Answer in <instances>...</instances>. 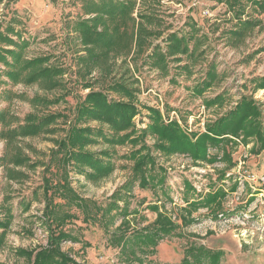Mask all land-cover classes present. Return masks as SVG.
<instances>
[{"label": "trees", "instance_id": "obj_1", "mask_svg": "<svg viewBox=\"0 0 264 264\" xmlns=\"http://www.w3.org/2000/svg\"><path fill=\"white\" fill-rule=\"evenodd\" d=\"M217 1L226 7L223 22L229 27L220 33V39L226 45L238 47L261 26L258 16L264 13V0ZM88 5L86 15L89 18L73 22L67 35L69 40L79 42V47L73 51L74 71L59 65L57 58L51 55L27 58L28 40L16 29L17 21H11L0 30V85L9 88L18 84L38 85L42 91L54 93L52 98L37 94L28 97L5 89L0 97L7 95L9 101L12 98L26 101L37 110L64 102L73 92L68 84H80L82 90H89L83 96L78 95L72 119L60 113L40 112L29 113L19 119L7 110H0V139L6 142V147L18 138L42 134L54 136L63 131L62 137L51 139L54 147L45 163L32 162L16 147L10 155L5 152L0 156L7 182L19 184L26 176L17 168L43 167L42 183L28 197L22 198L17 208L28 212L32 202H42L40 216H31V226H37L46 234V244L35 249H16L14 256L28 264H82L63 250L62 245L69 242L81 244L82 248L89 247L81 232L97 226L102 230L105 246L118 250V264H154L150 258L155 255L158 244L181 236L177 233L179 226L175 220L157 204L148 207L156 217L147 225H143L144 219L137 209H129L135 183L140 189L155 190L165 186L167 171L158 163L155 153L166 158L183 155L194 166L223 163L232 168L235 164L228 148L239 144L244 147L251 145L249 152L254 156L264 151V111L253 97L242 96L232 108L208 120L203 132L190 131L175 119L165 120L159 109L154 107H143L147 113L144 120L137 105L138 81L128 71L110 78V64L106 70L108 82L97 90L94 84H99L103 76L91 77L92 71L102 61L110 60L111 53L123 56L132 53L136 57L145 54L143 64H149L150 69L165 75L168 63H176L172 78L181 74L188 78L192 76L194 61L201 56L195 50L205 36H198L193 24L188 26L190 30L184 35L172 32L162 36L161 22L153 4L137 7V0H91ZM147 26L156 29L148 30ZM153 37L162 38L166 46L164 50L158 44L148 43L147 40ZM191 40L195 44L190 48ZM184 56L187 62L181 65ZM68 72L70 76H76L75 82L64 79ZM221 78L215 61L211 60L203 77L195 80L192 94L203 98L206 109L221 108L226 101L225 93L204 97ZM249 82L255 91L264 90V77L252 78ZM136 117H140L138 123ZM58 120H61L63 129H57ZM93 123L97 126H92ZM147 137L154 140L153 144H146ZM127 145L131 149L119 158L132 163L128 181L104 202L84 197L76 191L72 185L73 176L93 184L104 181L115 170L116 149ZM220 180H224V174ZM183 185L184 193H194L195 198L185 201L186 207L178 217L182 227L196 222L191 216L199 209H206L215 220L224 217L222 204L227 193L222 187L196 194L187 180ZM236 186L233 185L230 191H234ZM9 200L4 196L0 204V252L6 247V237L15 217ZM223 259V251L194 243L185 247L177 264H221Z\"/></svg>", "mask_w": 264, "mask_h": 264}, {"label": "rangeland", "instance_id": "obj_2", "mask_svg": "<svg viewBox=\"0 0 264 264\" xmlns=\"http://www.w3.org/2000/svg\"><path fill=\"white\" fill-rule=\"evenodd\" d=\"M89 1L91 0H0V30L11 21H17L16 29L24 39L28 40V47L25 50L27 58L51 55L57 58L59 65L74 71L76 66L73 61V51L79 47V42L69 40L67 35L70 34L73 22L89 18V15H86ZM146 3L155 6L161 22L159 29L162 36L172 32L184 35L189 32L190 24L194 25L198 36H205L195 50L196 54L201 56L193 63L192 76L187 78L186 75L181 74L173 79L174 68L178 65L173 62L168 63L166 75L156 69H150L149 64L144 65L142 62L145 54L136 57L132 53L127 56L111 53L110 60L102 61L91 73V77L94 78L103 76L99 84H94L95 90L108 82L106 70L111 66L110 78L128 71V74L138 81L137 105L141 113L140 117L146 119L147 113L143 107H154L159 109L165 120L169 118L178 120L190 131L203 132L204 124L208 120H213L232 108L242 96L253 97L264 111V90L255 91L249 82L252 78L264 77V13L258 16L262 21L261 26L238 47H232L220 39V33L228 29L229 24L223 22L225 5L217 0H137V7ZM147 28L156 29L152 26ZM147 41L152 45L158 44L163 50L166 47L161 37L149 38ZM194 44V40H191L190 48ZM132 47L134 48V42ZM211 60L215 61L217 71L222 78L204 97L210 98L225 93L226 101L221 108L206 109L203 98L193 96L192 88L195 86V80L203 77L205 67ZM186 62L184 56L181 65ZM0 69H2L1 65ZM64 79L75 82L76 76L74 74L70 76L68 72ZM68 87L72 89V94L58 105L35 110L26 101L16 98L9 101L7 95H2L0 110H7L19 119L35 112L60 113L72 119V111L78 95L83 96L89 90H82L81 85L75 83L68 84ZM5 89L9 93L17 95L23 93L28 97L35 94L48 98L54 96V93L42 91L38 85L18 84L11 88L0 85V93ZM140 117L135 118L136 123ZM57 125V129L64 128L61 120H58ZM92 126L97 124L93 123ZM141 127H144V124ZM62 136L63 131L54 136L42 134L37 137L18 138L8 147L6 142L0 139V156L5 152L10 155L16 147L32 162L45 163L49 151L54 147L51 139ZM153 142L151 137L146 138L147 145ZM250 147L251 145L244 147L239 144L235 148L227 149L232 163L235 164L232 168H228L223 163L194 166L186 156L175 155L166 158L155 153L158 163L167 171L165 186L162 189L157 187L155 190L140 189L138 183H135L129 209H137L144 219L143 225H147L156 217L148 207L157 204L161 210L172 216L179 226L177 233L181 236L165 239L158 244L155 255L150 258L154 264L179 263L185 247L194 243L212 250L223 251L224 259L221 264H264V183L261 181L264 177V151L254 156L249 152ZM130 149L129 145L116 149L115 170L109 178L93 184L84 181L82 177L73 176V187L84 197L104 202L131 178L132 163L119 158ZM8 167L12 168V166ZM17 169L26 176L21 178L19 184L7 182L5 168L0 164V204L4 196L9 197L15 216L6 237V247L0 252V264H28L23 259L15 257L14 251L35 249L46 244V234L37 226H31V216H40L42 202H32L28 212H22L17 208V203L22 198L28 197L32 190L42 183L43 167ZM223 174L224 180L221 181ZM184 180L192 185L196 194H205L212 189L222 187L227 193L222 204L224 217L215 220L206 209H199L191 216L196 222L188 227H182L178 217L186 207L185 201L195 198L194 193H184ZM233 185H237L236 189L230 191ZM81 235L83 241L89 243V247L82 248L81 244L69 242L62 245L63 250L76 261L82 264H118V250L105 246L102 230L97 226L85 229Z\"/></svg>", "mask_w": 264, "mask_h": 264}, {"label": "built area", "instance_id": "obj_3", "mask_svg": "<svg viewBox=\"0 0 264 264\" xmlns=\"http://www.w3.org/2000/svg\"><path fill=\"white\" fill-rule=\"evenodd\" d=\"M261 181L264 183V177H263V178H261Z\"/></svg>", "mask_w": 264, "mask_h": 264}]
</instances>
